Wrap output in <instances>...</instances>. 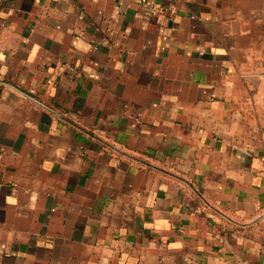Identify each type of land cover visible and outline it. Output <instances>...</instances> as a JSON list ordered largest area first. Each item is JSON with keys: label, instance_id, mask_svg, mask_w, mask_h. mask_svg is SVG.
<instances>
[{"label": "crops", "instance_id": "0c3cea01", "mask_svg": "<svg viewBox=\"0 0 264 264\" xmlns=\"http://www.w3.org/2000/svg\"><path fill=\"white\" fill-rule=\"evenodd\" d=\"M0 264H264V0H0Z\"/></svg>", "mask_w": 264, "mask_h": 264}, {"label": "built area", "instance_id": "2783aa9c", "mask_svg": "<svg viewBox=\"0 0 264 264\" xmlns=\"http://www.w3.org/2000/svg\"><path fill=\"white\" fill-rule=\"evenodd\" d=\"M202 52L199 51V54H201Z\"/></svg>", "mask_w": 264, "mask_h": 264}]
</instances>
